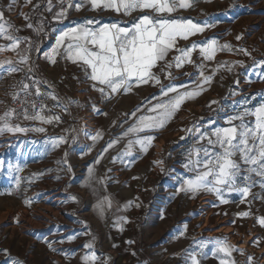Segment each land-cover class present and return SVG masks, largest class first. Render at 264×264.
Instances as JSON below:
<instances>
[{"label": "rangeland", "instance_id": "1", "mask_svg": "<svg viewBox=\"0 0 264 264\" xmlns=\"http://www.w3.org/2000/svg\"><path fill=\"white\" fill-rule=\"evenodd\" d=\"M47 1L16 0L8 11L11 0H0V9L25 38L46 41L48 24L58 23L57 29L74 21L64 23L47 16L43 11ZM175 3L174 12L161 15L214 25L188 40L178 39L177 46H203L215 40L217 49L214 59L208 60L197 48L191 55L193 63L179 69L174 57L180 53L173 50L166 58L173 62L171 69L161 71L163 62L153 69L162 84L184 85L181 92L196 90L201 71L212 76L211 83L186 99L163 128L124 135L140 116L155 115L152 105L165 99L155 82L133 85L134 91L122 90L116 110L95 109L90 116L79 111L71 118L60 108L59 113L67 117L52 120L58 123L55 128L40 120L13 124L6 118L10 125L27 130L0 133V264H191L193 255L198 264H220L221 259L229 264H264L261 177L252 174L251 180L238 179L239 187H249L247 196L225 188L227 203H221L215 193L201 191L193 196L180 190L182 182L196 174L184 167L189 150L199 141L196 129L210 133L227 127L230 116L264 103V65L260 64L264 60V0H189L188 8H180L179 0ZM40 4L41 10L37 9ZM28 23L33 27L28 28ZM224 44L232 50H220ZM12 90L14 86H9V93ZM61 121L63 127H59ZM40 127L45 131H35ZM148 135L155 139L143 151L136 141ZM60 137L64 140L59 141ZM112 141L118 142L104 151ZM129 141L130 155L126 154ZM105 197L110 206L106 202L101 214L97 204ZM241 212L249 215L239 216ZM217 240L234 246L230 257L214 255ZM92 254L94 261L83 259Z\"/></svg>", "mask_w": 264, "mask_h": 264}, {"label": "snow or ice", "instance_id": "2", "mask_svg": "<svg viewBox=\"0 0 264 264\" xmlns=\"http://www.w3.org/2000/svg\"><path fill=\"white\" fill-rule=\"evenodd\" d=\"M30 3L31 0H25ZM65 0H61V11L56 14V19H64L67 16L68 9L73 6L79 11L84 5L90 4L92 10L100 7L105 9H113L116 12L123 10L125 15H131L135 10H141L142 14L135 18L131 27L121 26L119 23L101 24L95 19H87L82 24H77L74 27L68 28L60 32L56 37V44L52 49L54 54H60L61 47L65 57L74 63L82 62V67L85 76L93 82V87L96 84L101 87L96 90L100 93L105 92V88L109 93H117L121 90L131 91L133 85L139 87L140 85L155 82L160 86L162 102H157L152 105L150 111L154 112L153 116H140L136 124L129 127L124 133L127 136L129 133L141 132L144 129H160L163 128L168 121H170L177 111H179L182 103L186 99H192L204 90V84H210L212 76H205L201 71V83L197 85L196 90L183 92L180 88L184 85L176 86L174 84H162L160 78L153 72L158 63L163 62L161 71L171 69L173 62L166 58L168 54L175 50L180 53L174 57L175 67L182 68L185 63H193L191 59L192 52L199 48L200 54L208 60L214 59V54L217 49V42L215 40L209 41L207 44L201 46L193 43L189 48H181L177 46V40H188L190 36L196 33H201L205 27H214L205 23L204 25L194 23L191 19H173L166 18L164 13H172L176 10L175 0H79L73 3V0H67L68 7H64ZM16 0H11L7 5V10L11 11L15 6ZM189 0H179L180 8L190 7ZM51 4L49 5V10ZM143 10H151V14L144 13ZM25 20L29 17L20 13ZM11 24L5 20V11L0 9V38H3L7 43L0 46V51L12 50L15 51L21 43V37L13 35L10 31ZM28 28H32L31 23L27 24ZM38 31L41 29H37ZM241 37L237 36L239 40ZM27 40L28 38H23ZM220 50L231 51V45H220ZM245 55L249 53L245 49H240ZM48 59L55 63L54 56H48ZM27 56H21L20 62L26 63ZM237 64H243L242 61H236ZM264 65V60L260 61ZM8 65L6 71L13 73L20 71L19 68L12 66L11 59L0 62V68ZM223 64L218 65L222 67ZM231 70V69H229ZM31 71V68H29ZM215 71V70H214ZM169 78L172 74L167 73ZM185 75H188L185 73ZM264 79V76H261ZM39 81H33L35 85V95L40 96L41 91ZM30 88L29 84L23 85V90L27 92ZM30 94V93H29ZM170 94H174L171 95ZM16 98L15 95L13 97ZM56 99L55 96L52 97ZM216 103V101H212ZM33 109L36 108L35 103L32 104ZM43 105H41V109ZM139 111V108L137 109ZM11 113L5 111L3 116H0V133L9 132H23L27 129L20 126H12L7 122V117ZM133 116L136 112L132 113ZM254 119H247V118ZM25 119L40 120L44 123H51L53 119H60L56 117H44L40 112H36L33 116H28L25 112ZM238 121V123H236ZM227 127L216 128L214 131L199 132V141L188 152L187 163L184 167L191 172H195L193 179H186L182 182L181 191L189 192L193 196L201 191L215 193L221 203H227L223 198V190L226 188L230 192H240L244 196L249 193V187H239L238 179L243 176L244 181L251 180L252 174L259 176L264 180V103L254 109L244 108L238 115L230 116L227 120ZM35 131L44 132L43 127L36 128ZM185 131L191 132L192 129ZM92 137L96 140L99 137ZM155 139L154 136L148 135L143 139L137 140L143 151H147L148 146ZM64 138L60 137L59 141ZM200 141H206V144H201ZM118 141L109 142L107 149L112 148ZM132 142L129 141V150L126 154H131ZM239 156V160L236 157ZM98 162V161H97ZM160 164L162 161H155ZM246 166V167H243ZM89 168V173H92ZM19 185V181L17 182ZM264 188V183H261ZM75 199V197H73ZM110 201L107 197L104 201L97 204V208L103 213V205ZM30 203V201H25ZM138 206V205H137ZM239 216H248L249 212L238 213ZM259 223L264 226V217L259 218ZM183 235V233H181ZM75 237H69V240ZM217 248L214 252L224 253L225 256H231V252L235 250L234 246L229 245L223 241H216ZM85 247L91 248V244H86ZM201 248L204 244L201 243ZM242 251V250H240ZM86 261L95 260V254L91 257L85 256ZM251 260V257H249ZM191 264H198L196 256L191 257ZM220 264H229L228 261L221 259ZM230 264H235L231 261Z\"/></svg>", "mask_w": 264, "mask_h": 264}, {"label": "crops", "instance_id": "3", "mask_svg": "<svg viewBox=\"0 0 264 264\" xmlns=\"http://www.w3.org/2000/svg\"><path fill=\"white\" fill-rule=\"evenodd\" d=\"M35 1L32 0L31 3H35ZM76 2H79V0H73V3ZM46 4L47 7L43 11L47 16L50 14L48 7L50 4L51 9L53 7L55 10L50 15L56 17V14L61 11V0H48ZM40 7L41 4L37 9ZM64 7H68L67 0L64 2ZM143 12L151 14V10H143ZM141 14V10H135L131 15H125L123 10L118 13L113 9H105L103 7L92 10L90 4L84 5L77 11L73 6L68 9L67 16L62 21L64 23L67 19L74 21L71 24H63L55 31H50L49 33L45 30L44 34L48 37L46 41H34L29 36L25 40L23 38L26 35L23 31L19 32L18 29L11 27L10 31L12 34L22 38L21 43L15 51H0V62L11 59L13 61L12 66L19 68L20 71L8 73L6 71L8 65L0 68V116H2L4 110H8L9 103L14 95L17 96L23 90L24 84H29L30 88L35 90L34 80L40 82L41 96H55L60 108L68 111L71 118H74V112L79 111L84 112L86 116H90L95 109L105 110L113 108L116 110L117 107H120L122 90L110 94L109 90L105 88V92L103 94L100 93L96 89L101 87V85L96 84L95 88L92 86L93 82L85 76L82 62L74 63L67 59L63 53V47H61L60 54H54L52 49L56 44V37L61 31L77 24H82L87 19H95L101 24L119 23L121 26L131 27L132 22L137 18L136 16L139 17ZM6 43L3 38H0V46ZM21 56L28 57L26 63L20 62ZM48 56H54L55 63L50 61ZM29 68H31V71H29ZM9 86H14V90L11 93L8 91ZM134 89L131 91H134ZM106 97L109 102H106ZM57 116L59 118L62 116L64 119L67 117L64 113H59ZM56 124L49 123V127L53 126L55 128ZM64 124L61 121L59 127H63Z\"/></svg>", "mask_w": 264, "mask_h": 264}, {"label": "built area", "instance_id": "4", "mask_svg": "<svg viewBox=\"0 0 264 264\" xmlns=\"http://www.w3.org/2000/svg\"><path fill=\"white\" fill-rule=\"evenodd\" d=\"M30 93V94H29ZM16 98L12 99L8 106L11 113L8 118L13 124L25 122V112L28 116H33L36 112H40L44 117H56L60 112V106L52 96H37L35 90L29 88L27 92L22 90ZM35 103L36 108L33 109L32 104ZM41 105L43 108L41 109ZM55 120V119H53Z\"/></svg>", "mask_w": 264, "mask_h": 264}, {"label": "trees", "instance_id": "5", "mask_svg": "<svg viewBox=\"0 0 264 264\" xmlns=\"http://www.w3.org/2000/svg\"><path fill=\"white\" fill-rule=\"evenodd\" d=\"M52 12L53 11H50V14H52ZM58 25V23L57 24H48V29L50 30V31H52V30H54L55 28H56V26ZM41 96V95H40Z\"/></svg>", "mask_w": 264, "mask_h": 264}]
</instances>
